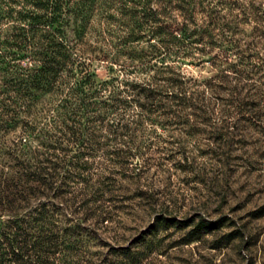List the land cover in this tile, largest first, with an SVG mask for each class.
I'll list each match as a JSON object with an SVG mask.
<instances>
[{"label":"trees","instance_id":"1","mask_svg":"<svg viewBox=\"0 0 264 264\" xmlns=\"http://www.w3.org/2000/svg\"><path fill=\"white\" fill-rule=\"evenodd\" d=\"M0 78V264H90L94 227L148 205L140 172L180 152L160 127L208 134L196 157L264 156V0H0Z\"/></svg>","mask_w":264,"mask_h":264},{"label":"rangeland","instance_id":"2","mask_svg":"<svg viewBox=\"0 0 264 264\" xmlns=\"http://www.w3.org/2000/svg\"><path fill=\"white\" fill-rule=\"evenodd\" d=\"M111 10L105 4L95 16V32L107 30L108 34L114 29L102 16ZM95 64L98 79L116 73L106 62ZM184 69L198 73L192 66ZM170 131L158 129L166 147L180 152L141 171L136 183L145 195H151L150 202L130 215L121 213L118 223L94 227L101 244L88 243L91 252L85 259L90 264H264V156L230 163L196 157L197 147L216 146L208 134L195 141L184 132L181 139L179 130ZM254 147L249 144L247 149L254 153ZM157 215L188 220L191 225L151 231ZM200 219L217 220L222 226L206 229L195 238L191 230Z\"/></svg>","mask_w":264,"mask_h":264}]
</instances>
